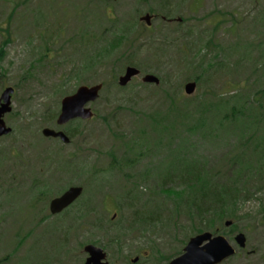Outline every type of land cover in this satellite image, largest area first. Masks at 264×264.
Here are the masks:
<instances>
[{
	"label": "rangeland",
	"instance_id": "1",
	"mask_svg": "<svg viewBox=\"0 0 264 264\" xmlns=\"http://www.w3.org/2000/svg\"><path fill=\"white\" fill-rule=\"evenodd\" d=\"M160 1L166 3L169 1L171 7L173 5L172 0H117L107 4L97 0H0V49L2 48L4 51L1 57L3 61L0 73V96L7 87L15 89L13 111L5 117L7 125L15 129V133L0 140V149L4 147L10 149L8 158L3 160L5 156H0V192L10 183L9 178H14V181L24 185L23 188L10 192L11 195L9 193L2 195L0 261L16 251L15 246L19 240L36 229L26 222L27 213L25 214V212L27 204L34 202L29 198L32 197L29 195L32 193L29 190L33 182L32 177L38 174L39 169L46 171L43 168L44 163L41 161L44 150L56 151L61 148L64 159L70 162L63 169L59 164H56L46 171L49 172L48 176L53 181H57L56 184L64 178L68 188L72 186L84 188L83 201L93 199L101 202L102 195L95 196L94 193L99 188H102L100 190L102 194L109 193L110 190H106L109 181H102V179L95 181L89 176L94 174L95 169L105 170L110 166L111 152H114L117 158H121L124 151L135 146L139 141L150 140V136L157 138L158 136L152 130L151 121L158 116L161 117V121H164L171 114V104L164 92L154 88V85L141 86L144 83L139 76L123 90L111 87L105 92H101L102 96L100 95L99 100L90 104L99 119L84 121L82 133L72 144H64L65 147H60V143L43 137V113L49 108L52 111L60 110L61 101L66 96L55 93L56 85L65 83L74 68L86 60L81 58L83 56L81 49L87 47V43L79 44L78 42H84L85 40L82 39L86 34L91 43L96 42L102 36L104 29L110 25L109 19H120L123 23H139L137 29L131 33L130 41L123 45L121 52L126 51V55H128L140 47L141 49L130 58L133 63L142 66L138 67L142 72V77L147 74L145 72L147 69L159 71L166 75L171 82L182 85L181 97L186 102L199 96L212 100L216 93L219 95L216 98L220 99L244 89L253 95L256 91L264 89V83H257V77H252L251 74L253 66L255 67L252 64L253 59L261 54L260 49H264V0H182L179 5L177 4V7H172L173 12L174 9L176 10L175 19L177 21L178 18L184 20L182 27L197 26L196 30H192L195 31L194 34L220 25L212 36H206L204 39L205 43L212 39L218 49H203L202 51L207 61L210 64L215 62L217 66L215 68L213 65L210 71L219 72L214 76L209 75L207 79L201 81L192 96L186 95L184 90L186 80L190 79L191 73H186L181 66L184 59L183 54L179 52L180 48L186 44L185 39L171 44L172 46H168L162 51H156V45H154V49H149V46L145 45V42L151 37L157 36L152 34L153 31L150 28L153 27L158 31L162 28L163 33L167 35L170 33L174 39L177 37L178 31H175L176 33L171 31L177 25L168 24L160 18L152 20L150 27L147 26L146 21H141L146 12L157 14L156 12L162 4ZM38 12L43 14L39 21H37ZM221 14H231V16L224 17ZM232 16L233 19H231ZM179 33H185V31L181 30ZM198 42L195 40V44ZM247 42L255 46L252 54L253 61L251 60L249 64L242 62L241 67H234V64L237 65L236 62H241L242 56L241 52L239 55L233 54L238 48L237 43L245 46L244 43ZM156 43H160L159 38ZM202 44L204 43L193 47L196 48ZM219 46L228 50L230 59L221 53ZM83 50L85 51L86 48ZM185 52L188 53V50L185 49ZM124 58L126 56L122 57V59ZM221 62L228 64L227 67H221ZM259 65L253 70L254 74H258L260 70L264 71V60ZM127 66H129L128 63ZM124 70L117 75L121 76ZM115 72L111 67H105L97 74L90 71L84 72L86 75L79 82L76 78L69 79L66 83L68 95L73 94L82 85L93 86L103 81L110 83L116 75ZM57 117L58 115L55 116V119ZM233 142L232 139H229V145L225 147L218 141L202 140L195 149V153H198L196 158L207 160L210 167L215 170H229L228 163H226L229 158L227 151ZM72 154H76L77 158L70 159L69 155ZM131 155L134 156V154ZM150 166V161L145 159L136 166L133 173L137 174ZM112 176L114 179L112 178L111 182L115 186L114 188H120L126 184L121 172H115ZM154 177H158V181L151 180L148 186L161 184L159 180L161 177L155 175ZM251 185L250 192L254 194V197L248 201H241L238 213L241 219L237 221L233 219L236 229H232V226L218 228V233L226 236L232 244H234V240L230 238L244 233L247 238V247L245 250L236 247L237 255L222 264H264V180L253 179ZM143 186L147 187V184ZM87 189L88 196L85 195ZM37 195L38 193H36ZM107 197L109 199L107 200L108 204L106 202V207L111 210L109 214L111 219L116 203L114 195H107ZM139 197L140 195L137 196V199ZM116 199L120 202L123 197L119 196ZM154 203L158 207L153 206V209L161 210L163 218L173 208L172 202L161 196H157ZM128 213L127 209L124 212L121 211L116 221L123 219L124 214L128 216ZM27 218L29 217L27 216ZM177 222L179 224L176 228L156 229L159 237H154L152 234L146 236L164 238L159 240V244H174V248H178L177 240L172 241L174 236L183 238L195 228H190L189 221L184 217L179 218ZM48 229L52 230L51 234L55 237L61 238L60 236L63 235L61 227L59 229L48 226ZM235 230V235H232ZM208 232L212 231L208 230ZM40 233L41 231L38 230L35 234L38 236ZM94 235L95 233L89 235L81 231L67 238H105L100 234H96L97 237ZM254 250L256 251L255 255L247 253Z\"/></svg>",
	"mask_w": 264,
	"mask_h": 264
},
{
	"label": "trees",
	"instance_id": "2",
	"mask_svg": "<svg viewBox=\"0 0 264 264\" xmlns=\"http://www.w3.org/2000/svg\"><path fill=\"white\" fill-rule=\"evenodd\" d=\"M97 1L103 4L109 3L101 0ZM161 3V8L168 7L166 2ZM42 17L43 14L38 12L37 21ZM109 21L110 25L104 29L102 36L96 42L91 43L87 34L82 39L85 40L84 42H78L79 44L87 43V47H84L86 50L84 51L83 47L81 49L83 53L81 58L86 60L78 64L68 78V80L76 78L79 82L86 75L84 73L86 71L97 74L103 68L111 67L116 71V75H114L110 83L102 82L104 85L102 93L111 87L123 90V88L118 86L119 75L117 73H121L126 68L127 63L136 67H142L133 63L130 58L141 49L140 47L134 49L128 55H126V51L121 52L123 45L130 41L131 33L137 29L139 23H123L120 19L115 20V18H111ZM150 29L153 31L152 34H156L157 36H153L145 42V45L149 46V49H154V45H156V51H162L164 48L172 46L173 39L170 33L168 35L163 33L162 28L159 31L155 27ZM157 38L160 39V43H156ZM176 38L175 42L182 41L183 39H185L186 43L188 42L186 33H177ZM212 43L214 44V42ZM238 43V48L233 54L237 53L239 55V52H241L242 56L240 58L241 62H236L237 65L234 64V67H241L242 65L240 64L242 62L251 63L252 54L255 49V46L249 42L244 43L245 46H241ZM210 46L211 44L206 47H192L188 49V53L185 52L182 46L179 51L183 54L184 59L181 66L185 69L186 73H191L190 79L197 80L199 84L202 81L201 74L204 73L206 66L209 64L202 51L203 49L213 50L215 48L214 45L213 48ZM219 49L227 59L231 58L226 48L221 46ZM207 51L210 52L209 50ZM260 51L261 54L257 58H254V61L252 60V64L255 67L253 66L251 74L252 77H257V83H264L263 70H260L258 74L253 73V70L260 66L259 63L264 60V49H260ZM3 54L4 51L1 48L0 73L2 71L1 63L3 59L1 57ZM124 56L126 58L122 59ZM227 65L224 62L220 63V66L223 68L227 67ZM214 67L216 68L217 66ZM145 72L157 75L161 79V85L154 86V88L164 92L169 104H171L170 116L168 115L169 117L165 118L164 121H161L160 116L154 117L151 121L153 124L152 130L158 136L157 138L150 136V140L144 139L143 141H139L135 146L129 147L127 151H122L124 154L121 155V158H117L114 152H111L110 156L112 160H110V166L105 170L95 169L94 174L89 176L95 179V181L101 179L102 181H109L106 188V190H110L109 193L102 194L100 192L102 188H99L94 193L95 196L97 194L98 196L102 195L101 202L93 199L83 201L82 198L84 196H82L70 211L75 209L79 220L83 217L86 218V215L92 212L91 222H93V229L96 231L94 237H97L96 234H100L101 237L105 238L127 236L134 234L135 231H138L142 235L147 233L158 235L156 229L176 228L178 227L177 224H179L177 222L178 219L183 217L189 221L190 228H195L188 232L187 235H184V237L189 238L191 234L195 236L208 230L217 232L219 227L225 228L226 221L241 219L238 215L241 201H248L254 197V194L250 192L251 181L253 179L264 180V89L256 91L253 95H250L244 89L236 91L231 95L223 96L220 99L216 98L219 96L216 93L212 100L199 96L186 102L181 97L182 85L180 86L176 82H171L166 75L161 74L159 71L147 69ZM67 81L56 85L55 93L67 96L69 94L66 90ZM141 86L149 87L150 85L141 84ZM59 112L60 110L52 111L50 108L44 112L42 127L64 130L71 138L72 144L82 133L81 129L84 121L75 120L63 128H59L55 119V116L59 115ZM97 119L99 117L95 114L93 120ZM14 133L15 129H13ZM229 139L234 141L227 151V157L229 158L226 160V163H228L229 170H215L210 167L207 160L200 157L196 158V154L198 153H195V149H197L202 140L207 142L218 141L220 145L228 147ZM50 140L60 143V147H65L60 140ZM9 151L8 147L0 149V156H5L3 160L4 158H8ZM43 153L44 156L41 161L44 163L43 168L46 171H49L50 167L56 164H59L61 169H63L70 163L64 159L61 148H58L56 151L46 149ZM131 154H134V156ZM72 155H69L70 159L77 158L76 154ZM145 159L150 161L151 166L134 174L133 171L136 166L141 164ZM46 171L39 169L38 174L32 177L33 182L29 188H46L43 196L50 200V198L59 196L66 191L68 185L64 178L56 184L57 181H53L48 176L49 172ZM115 172H121L126 181V184L120 188H114L115 186L111 182L112 178L114 179L112 174ZM154 175L161 177L159 178L161 184L158 183V186H148L151 180L158 181V177L155 178ZM8 180H10V183L0 192L1 205H3V201L1 202L2 195L5 193L11 195L12 193L10 192L24 186L22 183L19 184L17 181H14V178H9ZM144 184H147L148 188H157L155 198L161 196L163 199L172 202L173 208L167 212L165 218H163V213L158 208L156 210L153 209V216L148 217L133 216L130 220L123 217V219L115 222L106 217L108 212V208L105 206L107 195H114L117 206L123 203L135 205L141 202L143 198V194L145 193L143 190L147 188L143 186ZM88 192L87 189L85 195L88 196ZM139 195L140 197L137 199ZM119 196L123 197L120 202L116 199ZM155 198L150 200V202H154ZM98 203L102 205L99 206ZM86 222L89 221L86 220ZM234 223L233 221L232 229H236ZM76 228L81 229V224H78ZM235 233L236 230L232 235H235ZM230 239L234 240V238Z\"/></svg>",
	"mask_w": 264,
	"mask_h": 264
},
{
	"label": "flooded vegetation",
	"instance_id": "3",
	"mask_svg": "<svg viewBox=\"0 0 264 264\" xmlns=\"http://www.w3.org/2000/svg\"><path fill=\"white\" fill-rule=\"evenodd\" d=\"M171 2L173 4L172 7H177V4L179 5V2H182V0H172ZM167 4L168 7L160 8L158 12H156L157 14L146 12L145 15L149 14L152 17L153 21L160 18L168 24L177 25L172 28L171 31L173 33H176L175 31H178L177 33H179V31L184 30L188 38V42L184 44V49L188 50L189 48H192L194 45H196L195 40L199 41L197 45H200L203 42L204 44L202 45L205 47L210 44V47H213V45L215 46V48L217 47L212 43V39H210L206 43L204 39L206 38V36H212L215 30H217L216 28L220 25H218L217 27L214 26V28L210 29L211 31L203 30L198 34H194L195 31L192 30H196L197 26H191L189 28L182 27V23H184V20L182 18H178L177 21V19H175L174 17L176 10L174 9L173 12L170 5L171 3L169 1L167 2ZM221 15L224 17L231 16V14ZM231 19H233V16L231 17ZM172 39V44H174L177 38ZM213 65L216 66L215 62H213V64L209 63L206 66L204 73L201 74L202 81L204 79H207L209 75L214 76L218 72L210 71L213 68ZM191 82H196L197 86L199 84L197 80H186V84ZM3 138L5 137H2L0 139ZM29 190H31L32 192L29 193V195H32V197L30 196L29 198L31 200H34V202H30L29 204H27L28 206L25 212V214L27 213V215L25 220L29 223V225H32L36 229L40 230L41 233L37 236L35 233L38 230L35 229L34 232L30 231L28 234H26L16 244V251H13L12 254H9L6 258L0 261V264H169L173 259L184 254L186 245L188 244L189 240L194 237L191 236L186 240V237L177 238V236H174L175 238H173L172 241L177 240L176 244L178 245V248H174V244H159V240L164 238H151L149 236H146L151 233L142 235L138 231H135L134 234L121 236L118 238H67L81 231H84V233H87L89 235H92V233L96 232L93 229V222H91V218L93 216L92 212L87 214L86 218L83 217L79 220L77 218L75 209H73V211H70L71 208L82 198L83 195L63 212L53 215L50 212V204L51 201L56 197L51 200L45 198V196L43 195L46 188L44 187ZM32 190L37 191L38 195L36 196V194H34ZM156 195V187L146 188L141 202L136 203L135 205L123 203L119 204L118 207L117 205H114L115 207L113 209L115 212L111 218V221L115 222L121 214V211L124 212L126 209L129 210V213L128 216L124 214V217H127L128 220H130L133 216H153V206L157 207V205L154 202H150V200H153ZM108 199L109 197L106 198V200ZM134 210L138 212H135ZM110 211L111 210L108 209L106 215V217L108 218ZM27 216L29 218H27ZM86 220H88L89 222H86ZM78 224H81V229L76 228ZM85 225H87V227H85ZM48 226H54L59 229L60 227L63 228V235L60 236L61 238L55 237L53 234H51L52 230H49ZM218 231L212 233L214 235L220 234L218 233ZM152 235L154 237H159V234ZM89 246L101 249L102 251L94 250L93 253H96L97 255L96 257H92V253L90 251H87V247ZM247 253L250 255H255L256 251L254 250Z\"/></svg>",
	"mask_w": 264,
	"mask_h": 264
},
{
	"label": "water",
	"instance_id": "4",
	"mask_svg": "<svg viewBox=\"0 0 264 264\" xmlns=\"http://www.w3.org/2000/svg\"><path fill=\"white\" fill-rule=\"evenodd\" d=\"M106 2H115L117 0H101ZM152 17L147 14L141 18V21H146L148 26H151ZM141 70L133 65L125 68L124 73L118 78V85L121 88H126L133 79L141 76ZM144 84L160 86L161 79L154 74H145L142 77ZM104 88L102 83L87 86L82 85L71 94L63 97L61 101L60 113L56 119L58 127L62 128L75 120L88 121L94 118L95 113L90 107V104L97 102ZM197 89V83L191 82L185 85V93L192 96ZM15 89L7 87L0 96V138L10 136L13 133V128L8 126L5 121V116L13 111V95ZM42 135L46 139H59L63 144L69 145L71 138L64 130H57L51 127H45L42 130ZM84 192L81 186H72L68 188L62 195L54 198L50 204V212L53 215L60 214L65 209L74 204ZM233 225L232 221H226L225 226ZM246 249L247 238L244 233L236 235L234 244L223 234L214 235L212 232H203L192 237L184 249V254L173 259L169 264H222L237 255V248ZM94 250H100L93 246L87 247V251L92 253V257H96Z\"/></svg>",
	"mask_w": 264,
	"mask_h": 264
}]
</instances>
